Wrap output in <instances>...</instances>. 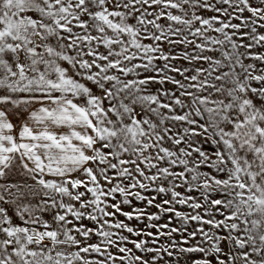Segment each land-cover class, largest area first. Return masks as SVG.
I'll list each match as a JSON object with an SVG mask.
<instances>
[{
    "label": "snow or ice",
    "instance_id": "6c2138e0",
    "mask_svg": "<svg viewBox=\"0 0 264 264\" xmlns=\"http://www.w3.org/2000/svg\"><path fill=\"white\" fill-rule=\"evenodd\" d=\"M0 264H264V0H0Z\"/></svg>",
    "mask_w": 264,
    "mask_h": 264
}]
</instances>
